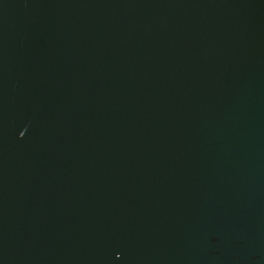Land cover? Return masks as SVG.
<instances>
[{
  "label": "water",
  "instance_id": "obj_1",
  "mask_svg": "<svg viewBox=\"0 0 264 264\" xmlns=\"http://www.w3.org/2000/svg\"><path fill=\"white\" fill-rule=\"evenodd\" d=\"M0 264H264V0H0Z\"/></svg>",
  "mask_w": 264,
  "mask_h": 264
}]
</instances>
